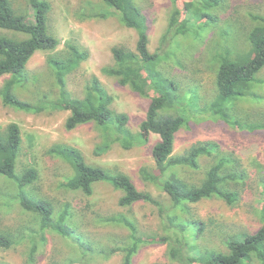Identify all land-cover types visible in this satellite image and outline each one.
I'll list each match as a JSON object with an SVG mask.
<instances>
[{
  "label": "trees",
  "instance_id": "16d2710c",
  "mask_svg": "<svg viewBox=\"0 0 264 264\" xmlns=\"http://www.w3.org/2000/svg\"><path fill=\"white\" fill-rule=\"evenodd\" d=\"M103 1L116 10L122 25L137 32L134 49L112 46L113 63L103 66L101 71L114 78L119 86H128L133 92L150 99L139 131L132 133L127 127L128 116L110 107L113 96L96 76L90 77L82 97L72 96L67 90L65 76L88 54L70 43L65 45L66 50H58L60 41L48 27L51 9L48 0H24L23 7L17 0H0V77L8 75L0 93L2 103L35 113L50 109L67 110L69 114L64 120L66 130L93 122L100 127L104 138L103 145L96 147V154L106 151L112 141L127 149L146 142L150 133L158 135L159 139L151 150L154 167H141L139 177L144 183H150L164 192L169 198L168 205L149 192L137 189L126 173L87 163L78 148L57 143L49 151L67 158L73 167L72 175L62 182L63 187L90 195L94 183L106 182L121 192L118 199L120 206L129 207L139 201L154 204L163 226L162 240L167 245L166 264H264V178L261 177L260 182V227L253 233H222L221 240L226 251L207 247L199 243L204 224L193 213L191 204L216 198L228 206H235L240 199V189L249 180L247 170L237 156L221 152L217 143L212 141H199L180 154L173 153L176 132L182 127H189L194 119L264 134V108H261L264 107V96L259 93L264 79L256 76L264 68V16L253 15L257 23L247 33L250 49L246 54H238L220 44L210 47V61L215 66L214 95L200 106L195 88H189L190 93L185 94L175 80L163 74L161 67L168 59H174L176 44L187 38L198 39L211 27L210 22H215V19H212L208 9L213 4L207 0L205 4L200 0H171L173 9L161 37V47L150 52L146 17L135 0ZM177 3L182 6H177ZM37 51L47 52L46 62L55 77L58 96L49 98L43 94L32 103L19 99L15 91L26 85V64ZM174 63L179 64L176 60ZM241 104L255 107V113L240 112L238 106ZM20 146L18 124L10 122L0 129V176L16 186V191L10 195V203H16L30 216L26 222L29 226L21 231H0V250L27 241L28 259L32 264L36 252L46 242L45 234L54 233L68 241L77 252L76 257L52 264H73L74 259L79 264H87V256L93 252V247L78 231L76 214L71 206L68 203L55 206L23 189L38 178V172L33 166L16 172ZM203 158H211L212 161L203 166ZM185 168L201 172V175L194 179L186 177L183 174ZM104 222L123 225L129 231L127 240L104 253L121 252L120 264H132L134 255L146 241L139 234L136 222L120 213L104 218ZM0 264L8 263L0 261Z\"/></svg>",
  "mask_w": 264,
  "mask_h": 264
},
{
  "label": "rangeland",
  "instance_id": "374dc122",
  "mask_svg": "<svg viewBox=\"0 0 264 264\" xmlns=\"http://www.w3.org/2000/svg\"><path fill=\"white\" fill-rule=\"evenodd\" d=\"M23 7L24 0H17ZM51 9L48 14L49 31L60 44L58 50H66L68 43L87 52V58L65 76L66 88L72 96L82 97L85 85L91 76H96L102 86L113 96L111 108L128 116L127 127L132 133L139 131V124L145 118L150 99L133 92L128 86H119L115 79L102 73L101 68L113 63L111 47L120 45L134 49L137 32L122 25L116 10L103 0H48ZM203 4L206 0H200ZM212 3L208 13L215 22L198 39L181 40L173 48L174 59L162 64L166 77L175 80L185 93L195 88L203 106L214 95L215 69L210 61L209 50L215 44L229 47L238 54H246L250 45L246 38L248 31L255 26L253 15L264 16V0H207ZM141 13L146 17L148 49L154 52L161 47V37L167 27L173 9L171 0H135ZM177 6L182 4L177 3ZM224 34V35H221ZM47 52H35L26 64L27 83L18 87L16 96L32 103L45 94L58 96L56 80L46 62ZM176 61L179 64L174 63ZM161 66V65H160ZM264 79V68L256 75ZM8 75L0 77V93ZM152 86V85H151ZM165 88V85L161 86ZM259 91L264 96V86ZM185 93V94H186ZM261 104V103H260ZM255 107L241 104L240 112L255 113ZM261 108H264L261 106ZM69 114L64 109H50L35 113L6 106L0 94V129L8 123L18 124L21 133V146L16 163V172L33 166L38 178L25 186V192L45 198L60 207L68 203L76 214L78 231L91 243L93 252L87 256V264H120L122 253L106 255L110 247L122 244L128 238V229L123 225L104 222V218L115 214H125L132 218L139 234L146 240L132 259V264L168 263L167 245L162 240L163 226L157 207L139 201L131 206H120L119 190L106 182L93 184V191L86 195L79 190H70L62 182L72 175L70 161L49 149L54 144H67L78 148L89 164L100 165L110 171L126 173L137 189L149 192L157 200L169 204L168 196L139 177L143 166L152 169L154 160L151 154L158 141L156 134L150 133L146 142L125 148L118 142H111L106 151L96 154L98 145H103L102 130L93 122L76 126L72 130L64 128V120ZM194 119L189 127L180 128L174 139V154H180L199 141L217 143L221 152L237 156L246 168L249 180L240 189L238 203L231 207L222 200L204 199L191 204V209L204 224L203 236L199 243L226 251L221 238L225 234L253 233L261 225L259 209L262 202L261 177L264 178V134L259 131L248 133L233 126L220 123L200 122ZM212 159L203 158L206 166ZM203 171V170H202ZM186 177L194 179L201 172L185 168ZM16 191L15 184L0 176V231L17 233L29 226V214L23 212L16 203H10V195ZM4 195V197H3ZM9 204V205H6ZM46 242L40 246L32 264H52L76 257L77 250L64 238L46 233ZM28 242H20L9 249L0 250V261L8 264H31L28 259ZM74 259L73 264H79ZM175 264H178L175 262ZM257 264V263H252Z\"/></svg>",
  "mask_w": 264,
  "mask_h": 264
}]
</instances>
